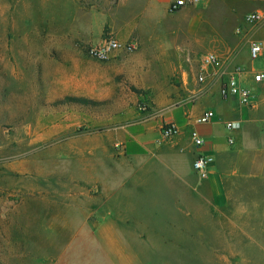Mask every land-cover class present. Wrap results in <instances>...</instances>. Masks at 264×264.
<instances>
[{"label": "crops", "instance_id": "crops-1", "mask_svg": "<svg viewBox=\"0 0 264 264\" xmlns=\"http://www.w3.org/2000/svg\"><path fill=\"white\" fill-rule=\"evenodd\" d=\"M47 1L0 6L10 72L49 75L54 68L66 76L70 69L58 89L83 97L102 69L113 90L123 75L130 92H149H131L129 100L151 109L77 140L70 175L54 171L55 182L46 167L27 179L31 162L11 168L7 195L0 194V264H264V81L254 80L264 72V50L262 67L250 60L251 44L264 45V4L249 12H260L261 20L235 36L240 27L224 26L238 14V0H195L176 12L173 0H52V14ZM104 28L134 43V51L116 52L108 62L90 59L86 47L103 40ZM208 53L228 72L242 69L247 105L221 96L220 76L198 83ZM208 110L213 120L198 123ZM167 122L180 128L171 139L161 134ZM230 122L236 129L226 127ZM194 131L204 140L200 147ZM200 154L212 158L205 180L194 169ZM159 182H166L163 191ZM48 196L67 207L55 213L53 226Z\"/></svg>", "mask_w": 264, "mask_h": 264}, {"label": "rangeland", "instance_id": "rangeland-1", "mask_svg": "<svg viewBox=\"0 0 264 264\" xmlns=\"http://www.w3.org/2000/svg\"><path fill=\"white\" fill-rule=\"evenodd\" d=\"M31 1L43 2V0ZM47 2L48 13L52 14L55 4L52 0ZM238 2L243 3L238 14L231 20L229 18L224 27L235 31L238 26L243 34L249 26L245 22L246 14L252 9H260L264 3L254 0H238ZM7 3L8 0H0V6L5 7ZM1 13L0 9V194L6 196L5 181L8 175L11 174V177L14 175V169L11 168L15 165L24 161L31 162L30 167H26L28 169L25 175L27 179L37 176L38 170L46 167L48 182H55L57 179L52 175L54 171H61L63 176L70 175L73 159L71 151L78 145L77 140L98 131L110 129L109 127H114L116 121L124 122L132 116L131 112L133 114L146 113L151 108L147 104V109L143 110V102L129 100L130 93L133 91L130 92L125 76L116 78L115 81L122 85L113 90L107 78L102 75L104 71L97 68L95 69L96 88L86 92L89 96L83 97L103 101L106 104L96 107L74 104L54 106L53 102L56 100L66 96H75L73 91L58 89L59 78L70 80V69L67 70L66 76L55 74L54 68L49 75L12 74L8 66L12 63L7 49L9 29L6 14L1 16ZM107 32L108 29L104 28L105 36L108 35ZM151 34L158 35L160 31L156 30ZM241 34L238 33L235 36H241ZM124 44L129 46L132 43ZM122 50L131 52L127 48ZM260 58L250 60L254 66L262 67L263 62ZM173 81L171 78L168 82L173 84ZM110 118L112 122H108ZM15 177L21 176L15 175ZM67 181V177L63 179V182ZM159 184L161 185L160 191H163L166 182H159ZM2 201L3 205L7 206L6 199ZM65 205V202L56 201L53 196L47 197L48 226L54 225L56 212L67 210ZM164 205L170 207L165 202ZM165 206L160 204L159 210H169ZM49 237L51 236L48 235ZM48 251H50L49 246Z\"/></svg>", "mask_w": 264, "mask_h": 264}, {"label": "built area", "instance_id": "built-area-1", "mask_svg": "<svg viewBox=\"0 0 264 264\" xmlns=\"http://www.w3.org/2000/svg\"><path fill=\"white\" fill-rule=\"evenodd\" d=\"M195 0H173L171 4V11H176L179 8H184L190 4H193ZM261 1V0H254ZM262 18L260 12L255 11L249 13L245 17V22L248 25H253L260 21ZM237 33H241V28H238ZM127 48L129 51L135 49V44L126 45L122 43L114 35H106L103 40L97 45H91L86 47V54L90 59L98 62L110 61L116 52L122 51ZM264 50L263 42L254 41L250 46V56L252 60H257L262 56ZM242 74L241 68H235L232 71H226L223 60L214 53H208L201 59V70L197 76L198 83L202 84L206 81L209 75L220 76L223 79L220 93L223 98H230L236 96L242 105H247L250 99V90L243 87L240 82V76ZM255 82L261 83L264 81V72H257L254 76ZM148 105L144 103L142 109L146 110ZM215 117L213 110L206 111L202 116L197 119L200 124L209 123ZM237 124L230 122L227 124L229 130L236 129ZM180 133V128L173 122H167L163 125L161 134L164 139H171ZM192 139L197 147L204 144V140L200 137L197 131L192 133ZM233 143V140H230ZM212 158L200 154L194 161V169L203 180L207 179L210 173V165Z\"/></svg>", "mask_w": 264, "mask_h": 264}, {"label": "trees", "instance_id": "trees-1", "mask_svg": "<svg viewBox=\"0 0 264 264\" xmlns=\"http://www.w3.org/2000/svg\"><path fill=\"white\" fill-rule=\"evenodd\" d=\"M183 8V7H182ZM182 8H179L176 11L181 10ZM132 91L137 93L138 95H148L147 91H144L142 89H138L136 87H132ZM66 104H74V105H80V106H87V107H96V106H102L106 104V102L103 101H96L92 99H88L85 97H76V96H66L62 99L56 100L53 102L54 106H62Z\"/></svg>", "mask_w": 264, "mask_h": 264}]
</instances>
